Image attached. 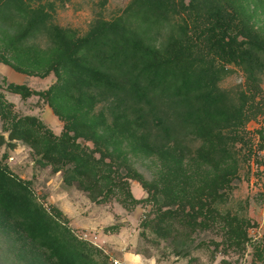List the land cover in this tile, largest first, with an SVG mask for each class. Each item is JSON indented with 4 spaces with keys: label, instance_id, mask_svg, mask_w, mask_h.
<instances>
[{
    "label": "trees",
    "instance_id": "16d2710c",
    "mask_svg": "<svg viewBox=\"0 0 264 264\" xmlns=\"http://www.w3.org/2000/svg\"><path fill=\"white\" fill-rule=\"evenodd\" d=\"M64 1L0 0L7 37L0 61L27 74L53 73L56 81L38 94L63 122L55 134L34 115L13 116L0 94L7 132L0 145L22 141L37 161L99 200L146 201L141 225L157 237L187 246L211 229L221 237L214 248L243 251L249 221L228 205L246 160L241 147L250 142L245 124L260 109L243 88L220 81L233 64L258 94L262 27L233 0H129L110 19L97 15L80 35L53 19ZM6 87L22 97L31 93L25 84ZM257 133L264 142V130ZM138 159L157 160L150 179L135 168ZM130 179L141 183L144 199L132 195ZM0 231L22 264H106L101 249L77 237L64 214L46 208L30 181L2 162ZM254 256L264 260V234Z\"/></svg>",
    "mask_w": 264,
    "mask_h": 264
},
{
    "label": "rangeland",
    "instance_id": "374dc122",
    "mask_svg": "<svg viewBox=\"0 0 264 264\" xmlns=\"http://www.w3.org/2000/svg\"><path fill=\"white\" fill-rule=\"evenodd\" d=\"M128 1L65 0L64 3L57 2L52 15L58 25L82 35L97 15L110 19L118 15ZM188 1L185 0L186 3ZM233 1L244 7L250 16V22L262 27L264 31V0ZM6 41V35L0 30L1 53L6 52ZM37 45L39 49H43L44 40L39 39ZM227 67L231 70L222 77L220 85L227 89L243 88L251 97L252 104H257L260 109L257 116L245 124L250 142L248 146L241 147V153L245 155L246 160L240 161L238 178L234 181L228 205L231 209L240 207V213L249 221V240L243 251L229 248L223 252L222 245L214 248L213 243L219 242L221 237L211 229L196 233L193 236V244L187 246L179 240L157 237L141 225L150 210V204L146 201L143 200L134 206H125L119 202L117 196L99 200L95 194L81 189L76 182L65 181L63 171H56L52 165L37 161L33 149L22 141H17L13 148L6 144L0 145V162L6 164L16 177L30 181L35 196L46 208L59 209L64 214L67 226L77 237L101 249L106 264L141 263L124 261L125 252L141 256L144 264H264V260H257L254 256V245L259 244L264 234V147L260 148L264 142H259L257 133L258 129L264 130V78L256 88L258 94L254 95L253 88L246 81L241 69L233 64ZM55 81L53 73L27 74L0 61V94L4 101L11 103L12 115H34L52 132L59 134L63 122L38 94L48 89ZM10 82L27 85L31 93L22 97L8 90L6 84ZM0 134L7 137L1 117ZM88 144L91 146V142ZM158 165L157 160L150 159H138L134 163L135 168L147 179L158 170ZM129 185L135 198L144 199L147 196L139 181L130 179ZM0 264H22L6 235L1 231Z\"/></svg>",
    "mask_w": 264,
    "mask_h": 264
},
{
    "label": "crops",
    "instance_id": "0c3cea01",
    "mask_svg": "<svg viewBox=\"0 0 264 264\" xmlns=\"http://www.w3.org/2000/svg\"><path fill=\"white\" fill-rule=\"evenodd\" d=\"M123 259H124V261L126 260L127 262H130V263L141 262L139 264H144V263H142L141 256H139L137 254L130 253V252H125L123 254Z\"/></svg>",
    "mask_w": 264,
    "mask_h": 264
}]
</instances>
